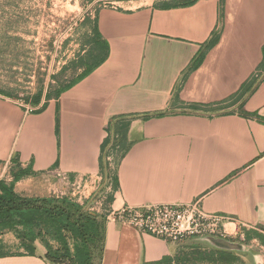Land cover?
I'll return each instance as SVG.
<instances>
[{"label":"crops","instance_id":"1","mask_svg":"<svg viewBox=\"0 0 264 264\" xmlns=\"http://www.w3.org/2000/svg\"><path fill=\"white\" fill-rule=\"evenodd\" d=\"M163 4L99 9L103 60L35 111L0 92V181L10 166L29 172L15 191L49 171L98 176L111 123L121 150L111 214L199 201L225 218L227 239L249 236L264 263V0ZM185 243L109 217L100 264H175ZM34 248L8 250L0 264H54Z\"/></svg>","mask_w":264,"mask_h":264},{"label":"rangeland","instance_id":"2","mask_svg":"<svg viewBox=\"0 0 264 264\" xmlns=\"http://www.w3.org/2000/svg\"><path fill=\"white\" fill-rule=\"evenodd\" d=\"M165 2L174 0H0V92L29 106H34L40 99L54 97L57 91L98 62L100 53L93 42V24L99 9L105 6L134 8L150 3L158 6ZM120 155L119 148L108 150L106 165L98 176H67L49 171L32 175L34 178L29 182L17 185L16 192L28 198L53 200L52 205H78L104 215L108 220L114 216L107 205ZM14 170H9V183H14ZM26 175L22 179L29 176ZM43 221L34 226L37 234L34 242L42 246L48 243L58 249L60 244L53 234L58 224H50L47 231ZM40 229L44 231L42 235L38 234ZM9 232L0 231V255L8 250L21 251L20 248L25 251L22 240L13 232L18 242L5 235ZM61 235H64L70 252L74 253L76 242L66 232ZM188 239L184 241L187 243ZM233 240L245 245L247 250L232 251L237 259L230 263L214 256L213 262L181 260L180 264H253L252 254L263 257L255 243L246 238L235 237ZM186 243L184 252H189L193 245L214 248L205 243Z\"/></svg>","mask_w":264,"mask_h":264},{"label":"trees","instance_id":"3","mask_svg":"<svg viewBox=\"0 0 264 264\" xmlns=\"http://www.w3.org/2000/svg\"><path fill=\"white\" fill-rule=\"evenodd\" d=\"M197 0H174V2L164 3L163 6H175V5H190ZM94 45L100 51L104 50V45L99 38L98 30L94 24L93 26ZM103 60L101 57L97 63ZM96 63V64H97ZM95 64V65H96ZM92 67H89L79 75V77L68 84L63 89L56 92L55 96H58L60 92L70 87L77 80L86 75ZM50 98V97H49ZM48 99V98H47ZM35 103V105H37ZM42 106L36 110H40ZM35 111V110H34ZM111 123L106 128L107 136L104 138L101 144V171L106 165L105 158L107 151L112 150L118 145V139L112 135ZM14 166L10 168L13 170ZM13 182L18 181L20 177L28 174L27 170L13 171ZM115 180V177H114ZM13 183H5L0 181V231L13 232L19 239L22 240V247L28 254H34V241L37 238L34 226H38L42 219L43 225L49 230L50 224L57 225L58 227L53 229L59 241L60 247L53 249L48 243H45L47 249L45 257L48 261L54 264H100L102 253L104 249V240L106 232L107 219L104 215H98L95 212H90L78 205L66 204L65 206L52 205L53 200L49 199H35L21 196L14 190ZM114 186V185H113ZM44 217V218H43ZM61 232L68 233L71 238L76 242L74 253H71L67 241ZM43 229H40L38 234L42 235ZM258 237V236H257ZM249 236L246 240H249ZM62 250L64 252H62ZM232 251L222 249H207L200 248L199 246H191L189 252L182 251L176 257V262L183 261H202L213 262L214 256H217L218 260H225L230 263L237 258L232 255ZM69 262L66 263L65 261ZM163 262L170 264V258H163Z\"/></svg>","mask_w":264,"mask_h":264},{"label":"built area","instance_id":"4","mask_svg":"<svg viewBox=\"0 0 264 264\" xmlns=\"http://www.w3.org/2000/svg\"><path fill=\"white\" fill-rule=\"evenodd\" d=\"M32 110L35 108L28 106V111ZM113 217L166 242L180 243L187 238L204 236L227 238L228 235L225 218L203 212L199 201L190 204L148 203L140 208H123Z\"/></svg>","mask_w":264,"mask_h":264},{"label":"water","instance_id":"5","mask_svg":"<svg viewBox=\"0 0 264 264\" xmlns=\"http://www.w3.org/2000/svg\"><path fill=\"white\" fill-rule=\"evenodd\" d=\"M199 241L208 244L216 249L228 250V251H244L247 250L245 245L229 240L227 238H219L214 236H204L198 238ZM253 264H264L261 261L259 254H252Z\"/></svg>","mask_w":264,"mask_h":264}]
</instances>
